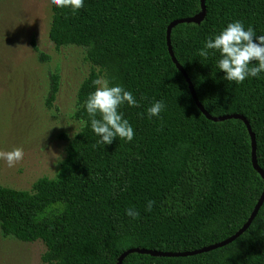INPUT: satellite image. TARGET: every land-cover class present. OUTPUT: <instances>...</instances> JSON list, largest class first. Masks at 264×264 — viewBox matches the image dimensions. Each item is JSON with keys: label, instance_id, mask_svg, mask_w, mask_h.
<instances>
[{"label": "trees", "instance_id": "obj_1", "mask_svg": "<svg viewBox=\"0 0 264 264\" xmlns=\"http://www.w3.org/2000/svg\"><path fill=\"white\" fill-rule=\"evenodd\" d=\"M205 8L200 23L172 28L174 55L207 112L238 113L249 121L264 170V72L229 82L217 67L218 51L198 55L230 22L264 35V0H205ZM51 10L49 39L56 47H82L91 64L73 114L86 125L68 140L56 176L38 178L30 190L0 185L2 234L41 240L45 264H116L131 247L186 251L235 233L264 188L251 163L250 135L240 119L205 117L166 43L168 24L198 13L200 0H84L75 13L52 4ZM98 76L138 101L119 108L134 129L132 141L117 137L97 144L101 138L90 127L84 102ZM50 79L48 106L58 74ZM155 101L165 108L149 118ZM126 209L139 212L138 218ZM122 264H264V201L247 230L226 246L185 257L131 253Z\"/></svg>", "mask_w": 264, "mask_h": 264}, {"label": "rangeland", "instance_id": "obj_2", "mask_svg": "<svg viewBox=\"0 0 264 264\" xmlns=\"http://www.w3.org/2000/svg\"><path fill=\"white\" fill-rule=\"evenodd\" d=\"M51 15L50 0H0V150L24 151L14 167L0 160V185L6 187L30 190L38 178L56 176L79 127L77 91L91 64L82 47H56L49 39ZM54 73L58 91L48 106ZM45 249L41 240L24 242L0 229V264H45Z\"/></svg>", "mask_w": 264, "mask_h": 264}, {"label": "clouds", "instance_id": "obj_3", "mask_svg": "<svg viewBox=\"0 0 264 264\" xmlns=\"http://www.w3.org/2000/svg\"><path fill=\"white\" fill-rule=\"evenodd\" d=\"M50 3L57 8H69L73 13L84 6V0H50ZM254 38L256 42H254ZM209 49L220 53V58L216 62L217 67L223 70L224 78L229 82L234 81L240 84L247 77H257L261 72H264V35H256L251 25L245 29L241 21L228 23L218 34L209 37L204 42V46L198 50V55L207 58ZM92 84L94 91L88 94L84 107L92 131L101 138L97 144H111L117 137L121 140L132 141L134 129L129 121L123 118L119 108L124 103L133 107L138 106L136 98L124 87L110 85V81L104 76H98L92 81ZM164 108L163 101H155L148 107L147 115L149 118L159 117ZM85 125L86 122L81 120L79 127L76 125L72 136L82 133L80 129ZM23 158L24 151L21 147L0 150V160H4L10 168L22 161ZM153 204V201H149L146 210L151 211ZM125 212L133 219L139 216V212L133 209H126Z\"/></svg>", "mask_w": 264, "mask_h": 264}, {"label": "water", "instance_id": "obj_4", "mask_svg": "<svg viewBox=\"0 0 264 264\" xmlns=\"http://www.w3.org/2000/svg\"><path fill=\"white\" fill-rule=\"evenodd\" d=\"M205 14H206L205 0H200V11L198 13H196L193 16H189V17L176 18L168 24L167 30H166V43H167V49H168L169 55H170L173 63L175 64L176 68L184 76L196 106L205 115V117L207 119L212 120L214 122H218V121H224L226 119L236 118V119H240L244 122V124L248 130V133L250 135V138H251V163H252V166L260 174V176L264 180V170L258 165V162H257L256 140H255V135H254V133L251 129V126L249 124V121L243 115L238 114V113L224 114V115H220V116H212L209 112H207L204 109V107L202 106L201 102L199 101V99L196 95L195 89L193 87V84H192L190 78L188 77L186 71L184 70L182 65L178 62V60L176 59V57L174 55L172 45H171V41H170V34H171L172 28L174 26H176L177 24H180V23H196V24H198L204 19ZM263 201H264V188H263V191H262L261 195L259 196L252 212L250 213L248 219L246 220V222L235 233H233L232 235L228 236L227 238H225L221 241L203 246L201 248H197V249H193V250H186V251H161V250L144 248V247H142V248L131 247V248H128L127 250L123 251L119 255L116 264H122L123 259L131 253L149 254L151 256H163V257H185V256L200 254L203 252H208V251L226 246V245L230 244L231 242H233L234 240H236L240 235H242L247 230V228L250 226L253 219L257 215L258 210L260 209L261 205L263 204Z\"/></svg>", "mask_w": 264, "mask_h": 264}]
</instances>
